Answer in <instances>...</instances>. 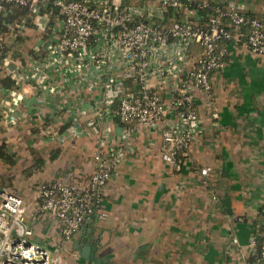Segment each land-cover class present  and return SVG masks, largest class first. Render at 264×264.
Instances as JSON below:
<instances>
[{
  "label": "crops",
  "instance_id": "0c3cea01",
  "mask_svg": "<svg viewBox=\"0 0 264 264\" xmlns=\"http://www.w3.org/2000/svg\"><path fill=\"white\" fill-rule=\"evenodd\" d=\"M236 1L264 17V0ZM227 47L210 94L195 88L199 128L178 168L162 156L160 123H125L104 109L100 117L91 105L98 92L90 88L48 92L17 72L18 86L7 88L0 73L7 153L0 154V186L24 197L32 240L54 250L55 264H248L264 226V54L237 40ZM198 52L193 45L190 54ZM169 106L166 116L182 121ZM100 147L118 163L95 215L68 243L55 215L39 209L37 187L46 180L86 185ZM209 166L211 174H202ZM82 241L105 259L83 256Z\"/></svg>",
  "mask_w": 264,
  "mask_h": 264
},
{
  "label": "built area",
  "instance_id": "2783aa9c",
  "mask_svg": "<svg viewBox=\"0 0 264 264\" xmlns=\"http://www.w3.org/2000/svg\"><path fill=\"white\" fill-rule=\"evenodd\" d=\"M9 3L37 10L41 33L56 18L50 35L45 38L40 33L25 60L8 69L32 78L48 92L71 86L97 91L91 105L100 117L104 109L125 123H160L162 156L177 168L180 153L189 148L199 128L195 88L210 94L212 72L227 59L223 41H241L251 51L264 54V17L242 11L236 0L223 9L217 6L207 19L196 12L197 6L208 5L207 0H0V12ZM43 5L51 6L41 12ZM182 11L183 16L176 17ZM41 15L48 19L41 22ZM224 18L238 29L236 33ZM12 40L0 24V53ZM193 45L200 48L194 56L190 54ZM10 59L6 57L5 64ZM58 74L57 80L51 79ZM168 87L173 92L169 101ZM168 105L181 113L182 121L166 116ZM93 158L95 167L86 185L46 180L37 187L39 209L55 215L66 241L96 212L118 163L103 147L94 151ZM211 170L209 166L201 172L210 175ZM213 198L218 200V194ZM33 236L24 197L0 186V264H55L52 249L33 241ZM254 243L251 264H264V226Z\"/></svg>",
  "mask_w": 264,
  "mask_h": 264
},
{
  "label": "trees",
  "instance_id": "16d2710c",
  "mask_svg": "<svg viewBox=\"0 0 264 264\" xmlns=\"http://www.w3.org/2000/svg\"><path fill=\"white\" fill-rule=\"evenodd\" d=\"M52 1L53 0H50V3H52ZM207 1H208V5H206L205 7L197 6L196 8L197 13H201L204 15L203 19H207L211 15L215 14L216 13L215 8L217 6L221 7L222 9L226 8L231 0H207ZM50 6L48 7L47 5H43L41 7V12H45L48 8H50ZM190 7L194 9L196 6L192 4ZM6 9L10 11L7 15L4 13L6 12ZM55 9L56 11H58V8L56 6ZM36 15H37V10L33 9L32 7L19 5L15 3L7 4L5 6V9L0 12V24L2 26L3 32L6 35L8 34L9 36L11 35L13 36V40L11 41V43L7 42L6 46L1 50L0 53V73L2 74L1 83L7 88H10L12 86H18V80L12 76L13 72L12 69H10L15 65L10 63L5 64V59L6 57L10 56L11 60L12 59L21 60V61L25 60L22 54L23 49H21V47L24 45V43L26 42L29 36L25 31L27 30V28H29V29L37 30L38 36L41 33L38 32V24L35 20ZM55 16L51 18L50 22L48 23V26L41 33L43 37L46 38L52 32L51 26L53 27V25L55 24V18H56ZM181 16H183V11L176 15V17L178 18H180ZM224 23L227 25L228 28L232 30V32L234 33L237 32L238 29H236L228 19L224 18ZM241 29L243 33L247 32V29L245 27H241ZM231 41L232 40H225L223 41V45L227 47L228 44L231 43ZM32 50H33V46L30 47V49H28L29 52L30 51L32 52ZM36 56L39 57L40 55L37 54ZM8 67L10 68L8 69ZM3 151H4V145L0 144V154L7 157V153H4ZM184 153L185 150L182 153H180L181 158L183 157ZM94 215L95 213L91 216L90 219H92ZM260 230L261 228L256 232L258 233ZM257 237H258V241H257L258 243L261 241V237L259 235H257ZM253 259L254 256L252 255L250 261H248V264H251Z\"/></svg>",
  "mask_w": 264,
  "mask_h": 264
},
{
  "label": "rangeland",
  "instance_id": "374dc122",
  "mask_svg": "<svg viewBox=\"0 0 264 264\" xmlns=\"http://www.w3.org/2000/svg\"><path fill=\"white\" fill-rule=\"evenodd\" d=\"M41 22L42 21H45L47 18V15H41L39 18H38ZM29 36H28V39L26 40V42L24 43V45L21 47V49H23V57L25 58L26 57V54L28 53V49H30V47H32V45L35 44V42L38 40V35H37V30L35 29H29L27 28V30L25 31ZM68 242V241H67ZM70 243V242H68ZM52 254H55L54 250H52ZM60 252L65 255V256H68L69 257V251L65 250L64 248H62L60 250ZM59 254V253H58Z\"/></svg>",
  "mask_w": 264,
  "mask_h": 264
},
{
  "label": "water",
  "instance_id": "95a60500",
  "mask_svg": "<svg viewBox=\"0 0 264 264\" xmlns=\"http://www.w3.org/2000/svg\"><path fill=\"white\" fill-rule=\"evenodd\" d=\"M228 199H229V197H226V198H223L222 201L226 205L227 210L229 212H231L232 209L230 207V203H229ZM80 247H81L82 255L87 257V258L91 257L94 260H99V259L104 260L105 259L104 257H98L95 255V253H94L96 250L95 245H91L90 243H85L84 241H82L80 244Z\"/></svg>",
  "mask_w": 264,
  "mask_h": 264
}]
</instances>
